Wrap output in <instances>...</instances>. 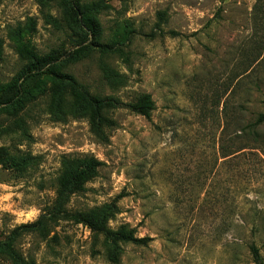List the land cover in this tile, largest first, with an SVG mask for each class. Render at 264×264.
<instances>
[{"label":"rangeland","instance_id":"rangeland-1","mask_svg":"<svg viewBox=\"0 0 264 264\" xmlns=\"http://www.w3.org/2000/svg\"><path fill=\"white\" fill-rule=\"evenodd\" d=\"M67 1L0 0V264H264V0H79L98 36Z\"/></svg>","mask_w":264,"mask_h":264},{"label":"trees","instance_id":"trees-1","mask_svg":"<svg viewBox=\"0 0 264 264\" xmlns=\"http://www.w3.org/2000/svg\"><path fill=\"white\" fill-rule=\"evenodd\" d=\"M259 1V0H257ZM68 4L70 5L69 10L80 16L84 26L93 36H98L100 31V25L98 20L93 14L92 8L87 7L85 5H80L79 0H68ZM65 5V2L63 3ZM255 6L254 9H256ZM103 47V45H98ZM77 53V52H75ZM61 54L57 51H52L46 56H33L30 62H28L26 69L21 74L22 78L27 79L30 74H39L42 71H47L53 75H61L56 71V68L53 66L56 63ZM21 84L18 83V79L14 80L11 83L6 85L0 83V107L4 105H11L17 102V98L21 95ZM264 105V99L262 100ZM153 109V102L149 95H144L139 99L138 103L132 106V110L142 115L146 118H149L150 112ZM264 121V114H260L257 118V122L261 123ZM89 170L82 171H68L65 172L60 180V190L59 196L60 198L66 191H75L79 190L82 187V184L89 178L90 174ZM105 216L97 215L93 211L88 212L82 216H80V220L88 224L93 230L96 229L105 234L113 242H133V243H144L149 240V238H137L134 236V232L132 230L119 229V230H110L105 227ZM41 220L33 224H22L20 226L15 227L11 230L10 235L7 237L9 241L6 243V248L8 249V253L11 257H15L16 253L12 248V240L15 239L22 231H25L28 228L34 227L36 224L38 225ZM251 255L253 257V261L256 264H262L261 256L259 254V250L255 245H251L249 247Z\"/></svg>","mask_w":264,"mask_h":264}]
</instances>
